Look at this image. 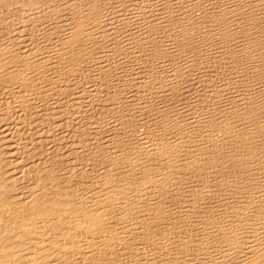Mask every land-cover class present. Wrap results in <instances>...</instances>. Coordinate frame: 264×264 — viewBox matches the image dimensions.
<instances>
[{
	"label": "bare ground",
	"instance_id": "bare-ground-1",
	"mask_svg": "<svg viewBox=\"0 0 264 264\" xmlns=\"http://www.w3.org/2000/svg\"><path fill=\"white\" fill-rule=\"evenodd\" d=\"M12 1L14 5L17 2ZM24 1L20 4L25 5L24 14L17 6L20 2L16 6L23 17L27 15L30 24L15 31L6 29L7 33L0 37V156L6 154L9 161H15L29 154L33 166L39 165L40 169L35 170L34 179L22 171L34 182H29L30 187L23 185L30 194L23 195L20 190L21 196H14V205L8 196L9 176L7 179L4 170L0 171V264H38V259L41 263L43 257L39 258L35 251L45 244L54 250L51 257L61 260V255L63 262L81 255L99 264H111L123 239L126 247L152 246L151 249L167 252L175 239L187 253L190 249L186 248L196 240L193 238L204 239L200 238L201 233L210 245L218 236L219 242L232 246V251L236 249L234 246L241 248L242 237L254 238L264 233V0ZM173 1L182 7L177 10L173 4L177 11H172L169 3ZM56 18L57 22H50ZM40 21L45 24L36 26ZM2 23L1 28L6 26ZM213 47L216 55L212 58L209 50ZM142 54H147L144 64L140 60L144 59ZM159 58L176 61L173 66L178 65L177 70L183 74L190 73L192 66L203 68L205 62L203 69L213 71L207 74L208 79L212 74L214 77L210 78L216 81L200 83L204 80L194 79L206 87L199 88L203 89L199 94L196 90L198 96L192 93L198 102L187 97L196 102L191 106L181 98L187 86H176L178 81L174 86L170 83L175 89L182 87L183 92L181 97L179 92L172 94V98V87L169 91L159 87L163 98L170 96L163 101L166 108L159 111V117H154L156 129L135 125V129L128 130L133 118L140 121L146 115L148 101L152 102L154 91L157 92L153 87L148 89L147 78ZM196 68L195 72L200 70ZM218 69L228 71L219 77L215 76ZM197 73L193 78L198 77ZM150 79L152 82L153 78ZM128 97L134 103L130 104ZM216 98L218 102L225 101L220 107L209 106ZM200 105V109H206L199 110ZM79 134L91 140L87 147L82 143L83 148L91 150H85L89 152V161L83 160V155L82 161L105 170L102 175L98 173L100 177L96 178L93 191L84 188L87 190L82 192L73 187L70 191L67 179L64 180L67 187L62 186L63 181L59 182L62 172L56 176L59 168L54 162L58 163L60 156L56 158L53 150L58 151L68 135ZM72 145L65 155L78 156L79 146ZM63 161L65 164L66 160ZM29 165L27 168L31 169ZM90 166L84 172L91 170ZM74 168L71 165L68 172L73 174ZM229 201L233 202L232 210L226 209ZM259 239L247 242V248L252 250L246 259L241 257L244 260L239 258L246 250L242 249L246 247L242 242L237 257L241 261H234L235 264H264V245L257 243ZM93 251L98 258L93 257ZM227 255L228 260L234 258ZM50 261L42 263H60ZM229 262L233 263L231 260L222 263Z\"/></svg>",
	"mask_w": 264,
	"mask_h": 264
},
{
	"label": "rangeland",
	"instance_id": "rangeland-1",
	"mask_svg": "<svg viewBox=\"0 0 264 264\" xmlns=\"http://www.w3.org/2000/svg\"><path fill=\"white\" fill-rule=\"evenodd\" d=\"M5 1H7L8 6H4V5H7V3H5ZM5 1L0 0V5L2 4L1 2H3V4H4V5H3V4L1 5V6L4 7V9L0 7V19H1V18H3V20L6 19V20H4V21H0V37H1L2 35H4V34L7 33L6 29H8V30H10V31H15L14 29H16V28L21 29V27H19V26H23V25H26V26H27V25L30 24V20H29V18L27 17V15H24L25 17H23L24 10H25V9H24V7H25L24 4H27V1L25 2L24 0H15V2H16V1H17L18 3L20 2L19 4L16 2L15 5H14V1H12V0H10V1H9V0H5ZM8 1H9V2H12V3H11L12 5H10ZM21 1H22V3H24V2H25V3H24L23 5H20V4H22ZM23 1H24V2H23ZM62 2H63V1H62ZM187 2H188V1H187ZM63 3L65 4L66 2H63ZM170 3H171V4H170ZM170 3H169V6H170V8L172 9V11H173V9H174L175 11H177L178 9H180V7H182V6H178L177 4H175V1L170 2ZM17 4H18V5H17ZM173 4L176 5L177 10H176V8H175V6H174ZM13 5H14V6H13ZM16 5H17L18 7L20 6V7H19L20 10H23V9H24V10H23V14L21 13L22 11H20L19 9H17V6H16ZM172 5H173V6H172ZM12 6H13V7H12ZM21 6H23V7H21ZM26 6H27V5H26ZM10 7H11V9H12V10H11V12H12V16H13L12 18H11V12H9V11H10ZM14 7H15V8H14ZM173 7H174V8H173ZM6 8H8L9 10H6ZM22 8H23V9H22ZM1 9H2V10H1ZM15 9H16V10H15ZM3 10H4V11H3ZM5 11H6V12H5ZM7 11H8V12H7ZM15 11H16V12H15ZM18 11H20V13H21L22 16L20 15V13H19ZM1 12H2V13L5 12V15L7 14V15H6L7 17H6L5 15H3V14L1 15ZM9 13H10V16H9ZM66 13H67V12H65L64 14H66ZM15 14H17L19 17H18L17 15H15ZM64 14L62 13V15H64ZM4 16H5V17H4ZM14 16H16V17L14 18ZM256 16H258V15H256ZM242 17H243V16H242ZM7 18H11V20L9 19V21H8ZM16 18H17V22H15V19H16ZM21 18H22V20H21ZM12 19H13L14 22H12ZM1 20H2V19H1ZM18 20H19V21H18ZM20 20H21V21H20ZM23 20H24V21H23ZM26 20H28V21H26ZM57 20H59V19L56 18L54 21H50V20H49V21H50V22H57ZM243 20H244V17H243ZM1 22H5V25H6V26L3 27V26H4V25H3L4 23L1 24ZM6 22H7L8 25L6 24ZM8 22H9V23L11 22L10 24H11V27H12V28L10 27V24H9ZM33 22H34V21H33ZM22 23H23V24H22ZM38 23H41V24H42V22L40 21V22H37V24H35V25L38 26ZM12 24H13V25H12ZM15 24H16V25H15ZM41 24H39V26H41ZM43 24H45V23H43ZM43 24H42V25H43ZM1 25H3L2 28H1ZM14 25H15V26H14ZM8 26H9V28H8ZM6 27H7V28H6ZM3 28H4L5 30H3ZM10 28H11V29H10ZM12 29H13V30H12ZM31 29H32V28H31ZM196 31H197V29H196L194 32H196ZM4 32H6V33H4ZM121 36H122V34H121ZM2 37H3V36H2ZM23 43L26 44L25 40L23 41ZM212 49H214L215 51H216V49L213 47V48H211V49L209 50V52L211 51V53H212V56H211V57L213 58V56H215L216 54L213 53V52H215V51H214V50L212 51ZM211 53H210V54H211ZM145 55H147V54H144V55L142 54V56L144 57V59L142 58V59H140V60H142V61L144 60V61H145V60L147 59V57L145 58ZM211 57H210V59L208 58V61L212 59ZM204 59H205V58H204ZM144 61L142 62L143 64H144ZM158 61H160V62H159L160 65L158 64ZM167 61H168V63H171V62H173L174 60H172V61H171V60H167ZM167 61L164 60V59H163V61H162L160 58L157 59L156 63H154L156 67H155V69H153V67H152V69H153L154 71H153L152 74H151V75H153V74H155V72H156V74H155L156 77H155L154 75H153V77H152L151 75H150V76L147 75V76L149 77V78H147V81H148L150 84L153 82L151 85L148 83V84H149L148 89H150V90L153 89V88H154V90L157 89V92H155L156 90H155V91L152 90V91H154V94H153L154 97L152 96L153 100H152V102H151V101H148V99H147V101H148V103H149V104L147 103V104H148L147 106H148L149 108H147V110H148L147 112H144V114H146V115H147V114H148V115L152 114V116H151V115L148 116V118H150V121H149V119L147 118V116L144 115V114H143L144 116H142V117H143V118L145 117V119H143V118L140 116V117L142 118V119L140 118V121H138V119H136V118H133L134 121L132 120V122H131L132 125H130V128H129L128 130L135 129V127H140V128H143V127H144V128H145L146 126L148 127L149 125H150L151 130H152V129H156V127H155V123H156V121L154 122V119H155L154 117H159V115H160V114H159V111L162 112V109L166 108V105H167V104H165L164 102H166V99L169 98L170 95H171L170 97L172 98L173 96H175L174 94H178V92H179L180 97H181V96H182L181 93L183 94L181 88H182L183 86H184V87L187 86V87H185L186 89H185V88L183 89V91L186 90V93H187V89H188V93H187L188 96L186 95V93H185V91H184L185 94H183V96H185V95H186V96H185V98H184L183 96H182L181 98L183 99V102L190 103L189 105L191 106V104L193 105V104H195L196 102H198V101H196V100H198V98H196L195 96H198V94H199V93H198L199 90H200V93H201L202 90L205 89V87H206V86L202 85V86L204 87V88H203V87L201 86L200 83H206V82L209 81V79H210V82H215V81H216L214 78H213V79H214L215 81H214L212 78H210V77H214L212 74L209 75V79H208V75H207V74H209V72L212 73L213 71H209V72H208V71L205 70V69H206V68H205V67H206L205 62H204V64H203V68H205V69L201 68L202 71H201L200 67H197V68H199L200 70H199V71L196 70V72H195V69H194V68H196V67H193V66H192L190 73L183 74L180 70H179V71L177 70V69H178V68H177L178 65L175 66L176 68L173 66V65L176 64V61H174L175 63H171L172 65H171V64H168V65H167V64H164V63H167ZM169 61H170V62H169ZM193 61H194V58H193ZM208 61H206V64L208 63ZM145 62H146V61H145ZM162 62H164V63H162ZM161 63H162V64H161ZM162 65H163V67H164L165 69H163ZM164 65H165V66H164ZM170 65H171V67H169ZM204 65H205V67H204ZM152 66H154V65H152ZM161 67H162V68H161ZM167 67H168V69H167ZM173 67L175 68V72H174V68H173ZM157 68H158V69H157ZM197 68H196V69H197ZM222 68H223V67H222ZM222 68H221V69H222ZM221 69H218L219 72L217 71V73L215 74V76H219V77L221 76V77H223V75L225 74V72L228 71V70H221ZM223 69H224V68H223ZM158 70H160V72H161V71L163 72V71L165 70V71H164L165 77L168 78V77H170L169 75H171V76H172V81L170 82V78L166 79V78L163 76L164 74H162V72L159 73V74H160V75H159V74H158V72H159ZM169 70H171L173 73H172V72H171L172 74L169 73V72H170ZM176 70H177L178 72H176ZM166 71H168V72H166ZM204 71H205L204 74L201 73V72H204ZM220 71H221V72L224 71V72H222V73H223L222 75H221V72H220ZM165 72L168 73V74L166 75ZM194 72H195V73H194ZM197 72H199V73H197ZM206 72H207V73H206ZM176 73H177L178 75H177ZM179 73H182V76L179 75ZM192 73H194V74H192ZM196 73H197V76H198V77H197V78H196V77L193 78L194 76H196ZM157 74H158V76H157ZM173 74H174V75H173ZM175 74L177 75V77L175 76ZM190 74H191V76H189ZM200 74H201V75H200ZM193 75H194V76H193ZM204 75H205V76H204ZM201 76H202V77H201ZM206 76H207V77H206ZM157 77H160V79H157ZM162 77H163V80L161 79ZM175 77H176L177 80H176V82L174 81V82H175V83H174V82H173V79H174ZM181 77H182V78H181ZM184 77H185L186 79H185ZM189 77H190V78H189ZM200 77H201V78H200ZM205 77H206V78H205ZM150 78H153V79H152V82H151V79H150ZM202 78H203V79H202ZM148 79H150V80H148ZM154 79H155V80H154ZM179 79H180V80H179ZM194 79H197V80H196L197 82H200V81H202V80H204V81H203V82H200V83L198 84V83H195L196 81H195ZM198 79H199V81H198ZM207 79H208V80H207ZM216 79H217V78H216ZM156 80H159V81H156ZM161 80H162V81H161ZM164 80H165L168 84H167ZM181 80H182V81H181ZM185 80H186V81H185ZM160 81H161V82H160ZM177 81L179 82L178 84H176ZM187 81H188V84L186 83ZM192 81H193V83H192ZM155 82H156V83H155ZM163 82H164V83H163ZM181 82H183V85H182ZM189 82H190V84H189ZM159 83H160V84H159ZM161 83H163V85H162ZM165 83H166V84H165ZM170 83H172L173 86L176 84V86L181 85L182 87L179 86L180 89H179V88H178V89L176 88V89H177V90H176L175 87L173 88L172 85L170 86ZM180 83H181V84H180ZM194 83H195L196 85H195ZM153 84H156V85L153 86ZM158 84H159V85H158ZM185 84H187V85H185ZM193 84H194L195 86H197V87L194 88L195 86H194ZM120 85H122V84H120ZM157 85H158V86H157ZM189 85H190V86H189ZM161 86H162L163 88H162ZM168 86H169V87H168ZM193 86H194V87H193ZM199 86H200V87H199ZM151 87H153V88H151ZM159 87H160L162 90H164V88H165V90H168V91H169L170 88L172 87L173 89L171 88L172 90H170V92H172V93L170 94V92H168L170 95H169L168 97H166V99H165V98L162 97L164 94H161V93H160V92H161V89H159ZM166 87H167V89H166ZM188 87H189V88H188ZM190 87H191V88H194L193 91H192V90L189 91ZM197 88H198V89H197ZM199 88H203V89H199ZM158 89H159V90H158ZM173 90H174L175 93H173ZM178 90H179V91H178ZM194 90H195V91H194ZM196 90H198V91H197L198 94L196 93ZM122 91H124V90H121V92H122ZM158 91H159V92H158ZM176 91H177V92H176ZM194 92H195V93H194ZM105 93H107V91H106ZM192 93L195 94V96H194ZM160 94H161V95H160ZM172 94H173V96H172ZM196 94H197V95H196ZM122 95H123V93H122ZM189 95H190V96H189ZM156 97H157V98H156ZM160 97H161L162 100L160 99ZM187 97H188L189 100H190V97H191V101H193V102L196 101V102H195V103L190 102L189 100H187ZM194 97H195V98H194ZM152 98H151V99H152ZM192 98H193V99H192ZM217 98H218V97H217ZM217 98L215 99L217 102H216L215 100H214V101L217 103L218 106L216 105V103H215L214 101H212V103L210 102L212 105L209 103V106H213V105H214L215 107H220V104H222V103L225 101V100L223 101V100L221 99L220 101H221L222 103H221V102H218V101H219V100H218L219 98H218V99H217ZM130 99H131V98H129V97L126 98V100L129 101L130 104L134 103V101L131 99V101H132V102H131ZM157 100H158V101H157ZM164 100H165V101H164ZM186 100H187V101H186ZM127 101H126V103L128 104ZM156 101H157V102H156ZM160 101H161V102H160ZM163 101H164V102H163ZM188 101H189V102H188ZM154 102H155V103H154ZM158 102H159L160 104H161V103H164L165 106H164L163 104H161V105H163L164 107H163V106L160 107L161 105H160ZM218 103H219V104H218ZM158 104H159V105H158ZM150 105H151V106H150ZM153 105L157 106L156 109H155V107H154ZM214 106H213V107H214ZM221 106H222V105H221ZM192 107H193V106H192ZM151 108H152V109H151ZM200 108H201V105L199 106V110H203V111H204V109H206L205 107H204L203 109H200ZM208 108H212V107H208ZM149 110H150V113H148ZM104 111H105V110H104ZM104 111H102V113H103ZM151 111H153V112H151ZM156 111H157V112H156ZM154 112L157 113V115H155ZM153 113H154V114H153ZM103 114L106 115V112H104ZM141 114H142V113H141ZM208 115H210V114L208 113ZM101 116H102V117H106V116H103V115H101ZM208 117H209V116H208ZM151 118H152V121H151ZM141 120H142V123H144V124H143L144 126L142 125ZM155 120H156V119H155ZM144 121H148V123L145 124ZM153 123H154V126H153ZM135 125H136V126H135ZM138 125H140V126H138ZM77 126H78V125H75V127H77ZM79 126H80V125H79ZM134 126H135V127H134ZM141 126H142V127H141ZM151 126H152V127H151ZM71 128H72V127H71ZM73 128H74V127H73ZM144 128H143V129H144ZM233 130H234V128H233ZM72 135H73V134H72ZM76 136H77V137H76ZM79 136H80V137H79ZM85 136H86V135H82V134L75 135L74 137H71L70 135H68V136H67L68 139H65V140L63 139V140L61 141L62 143H60V147H59L58 151H56L57 149L53 150V152L55 153L56 156H57V155L60 156V159H59V156L56 157V158H58L60 161H58V159L55 158V160L58 161V163L54 162V164L57 165V166H56L57 169L59 168V169H58L59 171H57L58 173L56 174V176H59V172H62V178L59 179V180H60L59 182L62 183V181H63V185H62V184H60V185H62L63 187L66 186V185H67L68 187L71 186V187L69 188L70 191H71L72 189H73V190H74V189H75V190L80 189V191H82V192L84 191V192H85L87 189L84 190V188H88L89 190L91 189V190L93 191V188L97 186V185H95V180H96V183H97L98 180H97L96 178H98V176L100 177V175H98V173L100 174V172H102V173H101V175H102V174L105 172V170H101L102 168H100V167H95L94 164H92V163L89 164V163L87 162V161H89V157H88L89 152H87V151H91V150H88V148H85V147H87L86 145L90 144V142L88 143V140H89V141H91V140L89 139V137H87V136L85 137ZM75 137H76V138L79 137V139H74ZM69 138H71V139L73 138L75 141H74V140H71V139H69ZM80 138H81V139H80ZM83 138H84V141H80V140H82ZM85 139H86L87 141H86ZM78 140H79L80 142H79ZM77 141H78V142H77ZM64 142H65V143H64ZM66 143H68V144H69V143H72V144H73V143H76V144H77L76 147L79 146V148H77L78 150H77V149H76V150L79 151V153H81V155L79 156V153H78V156H77V155H70V156L68 155V156H67V154L65 155V153H67L66 151H69L71 146L73 147L72 144H69V146H68V144H66ZM79 143H80V144H79ZM82 143H83V144L85 143V144H84V145H85L84 148H83L84 145H83ZM62 144H63V145H62ZM65 144H66V146H64ZM78 144H79V145H78ZM81 144H82V145H81ZM70 145H71V146H70ZM61 147H62V148H61ZM64 147H66V148H64ZM81 147H82V150H81ZM64 149H66V150H64ZM63 150H64V151H63ZM85 150H87V151H85ZM77 151L74 152V154H76ZM80 151H81V152H80ZM82 151H83V153H82ZM57 152H58L59 154H58ZM64 152H65V153H64ZM62 153H63L64 156H66L65 158H64L63 155H60V154H62ZM86 153H87V154H86ZM3 154H4V153H3ZM26 155H27V154H26ZM82 155H83V160H87V161H84L85 163H84V162L82 161V159H81V158H82V157H81ZM84 155H86L88 158H87L86 156L84 157ZM5 156H6V154L3 155V156H2V154H1V156H0V158H1V157L4 158V159L2 158L3 161H2V159H1V161H0V164H2V165H0V166H1V167L4 166L3 168L0 167V171L2 172V171L4 170L2 173H4V175L7 177V179H8V176H9V179H8V181H6V182L8 183V186H9V187H8V188H9V192H10V191H11V192L8 193V196L10 197V199H11V201H12V205H14V203H15V201H16V197H14V196H16V195L20 192V190H22V191H21V194H23V195H27V192H29L28 194H30V191H28L29 188H28V189H24V188H27L28 184H29L28 187H30V183L32 184V183L34 182V180H33V182H31V181H32L31 179H34V176H35L34 174L36 173L37 169H40V167H39V165H38V166H33V165H34L33 162H32L33 159H30L29 154L27 155V158H25V156L22 158L23 161L21 160V158L19 159V160H21V161H19L18 158H17V159H15V161H13V159H12V160L10 159V161H11V162H10V161H9V158H7L8 156H6V158H5ZM72 156H74V157H72ZM61 157H62V158H61ZM76 157H77V158L79 157V159H81V160H78ZM24 158H25V159H24ZM63 158H64V159H63ZM68 158H70V159H68ZM73 158H74V161H71ZM5 159H6V160L8 159V160L6 161ZM26 159H27V160H26ZM28 159L31 160V163H32V164H30V162H29L30 160H28ZM17 160H18V161H17ZM63 160H66L65 164L63 163V162H64ZM8 161H9V162H8ZM16 161H17V162H16ZM24 161H27V162H24ZM61 161H62V162H61ZM68 161H69V164H68ZM77 161H79V162L81 161V163L78 162V164H77ZM18 162H19V164H18ZM21 162H23V163H21ZM34 162H35V161H34ZM75 162H76V163H75ZM8 163H9V164H8ZM11 163H13V165H12ZM15 163H17L18 165L15 164ZM25 163H26V164H25ZM27 163H28V165L30 164L29 166H30L31 169L27 168V166H28ZM70 163H71V164H70ZM72 163H73V164H72ZM5 164H6V165H5ZM35 164H37V163H35ZM62 164H63V165H62ZM80 164H82V165H80ZM91 164H92V165H91ZM8 165H10V166H8ZM24 165H27V166H24ZM31 165H32V166H31ZM71 165H72V166H75V168H74V170H75L74 172H75V173L73 172V174H76V177H75V175H73V174H71V173L68 172V171H69V168L71 167ZM76 165H77V166H76ZM78 165H79V166H78ZM85 165H86V166H85ZM90 165H91V166H90ZM5 166H6V168H5ZM13 166H14V169L12 170V167H13ZM17 166H18V167H23L24 169H22V168H19V169H18ZM66 166H67V167H66ZM82 166L85 167V168L83 167V170H81V167H82ZM89 166L92 167L91 170L88 169V171H90L91 174H90L88 171H87V172H84V171L87 170V168H89ZM7 167H8V168H7ZM15 167H16V168H15ZM32 167H35L36 169H33V170H32ZM60 167H61L62 169L64 168L63 171L60 170V169H61ZM79 167H80V168H79ZM86 167H87V168H86ZM4 168H5V169H4ZM10 168H11V169H10ZM25 168H26L27 171L25 170ZM66 168H68V169H66ZM7 169H8V170H7ZM9 169H10V170H9ZM20 169H21V170H20ZM77 169H80L81 171L78 170V171H77L78 173H77V172H76ZM85 169H86V170H85ZM92 169H93V170H92ZM5 170H7V171H6L7 173L5 172ZM15 170H18V171H15ZM19 170H20L21 172H19ZM24 170H25V171H24ZM28 170H30V171H28ZM31 170L33 171V173H32ZM35 170H36V171H35ZM66 170H67V171H66ZM22 171H23V172H27V173L29 174V175H28L29 177H31V175H32L31 179H30V180H29V178L27 179V177H28V176H27V173H23ZM70 171H71V170H70ZM96 171H97V175H96ZM98 171H99V172H98ZM10 172H11V173H10ZM16 172H19V173H16ZM34 172H35V173H34ZM65 172H66V174H65ZM81 172H83V173H81ZM9 173H10L11 175H9ZM13 173H14V175H13ZM68 173H69V174H68ZM92 173L94 174V176H93ZM20 174L22 175V178H21V179H19V178L21 177ZM77 174H78V175H77ZM15 175H16V176H15ZM23 175H24L26 178H25ZM33 175H34V176H33ZM66 175H67V176H66ZM69 175H71V176L73 175V176L75 177V181H74V179H73V176H72V177H68ZM81 175H84L86 179L84 180V177H82ZM87 175H89V177H88V178H89V181H90L89 183H88ZM5 176H4V177H5ZM10 176H12V177L15 176V178H12V177H10ZM17 176H19V177H17ZM64 176H65V177H64ZM91 176H92V177H91ZM95 176H96V177H95ZM6 177H5V180H7ZM16 177H17L18 179H17ZM77 177H79V178L77 179ZM81 177H82L83 179H82ZM57 178H58V177H57ZM90 178H91V179H90ZM94 178H95V179H94ZM13 179H15V180H13ZM23 179H25V180L27 179L28 182H27V180L24 181ZM66 179H67V180H66ZM16 180H17V182H16ZM21 180H22V181H21ZM64 180H66L67 182L69 181L68 183H70L72 180H73V181H72V183L68 184L66 181L64 182ZM77 180L80 181V182H78ZM81 180L83 181V183H82ZM9 181H10L11 183H9ZM93 181H94V183H93ZM13 182H14V184H13ZM18 182H19L20 185H21V184H22V185L19 186V185H18ZM20 182H22V183H20ZM25 182H26V183H25ZM29 182H30V183H29ZM76 182H77V183H80V184H77ZM84 182H85L86 184H85ZM65 183H67V184L64 185ZM75 183H76V184H75ZM90 183H92V185H90ZM24 184H26L27 186H23ZM72 184H73V185H72ZM82 184H84V185H82ZM10 185H11V186H10ZM12 185H13V186H12ZM85 185H86V186H85ZM93 185H94V186H93ZM22 186H23V187H22ZM67 186H66V187H67ZM75 186H76V187H75ZM81 186H82V187H81ZM83 186H85V187H83ZM87 186H88V187H87ZM92 186H93V187H92ZM20 187H21V188H20ZM72 187H73V188H72ZM19 188H20V189H19ZM71 188H72V189H71ZM81 188H82V190H81ZM12 189H13V190H12ZM23 189H24L25 192L23 191ZM94 189H95V188H94ZM15 190H17V191H15ZM12 191H13V192H12ZM78 191H79V190H78ZM54 192H55V191H54ZM13 194H14V195H13ZM19 194H20V193H19ZM19 194H18V195H19ZM23 195H22V196H23ZM20 196H21V195H19V197H20ZM11 201H10V202H11ZM17 202H18V201H17ZM229 203H230V204H229ZM229 203L227 204L226 209H227V210H232L233 202H232V201H229ZM202 234H203V233L199 234L200 236H202V237H200V236H199V237L205 239V236L203 237ZM212 234H213V233H212ZM213 235H214V234H213ZM213 235H212V237L214 238V236H216L217 234L214 235V236H213ZM260 235H261V234H260ZM50 236H51V237H54L52 234H50ZM196 236H197V234L194 235V237H196ZM263 236H264V233H262L261 236H259V235L255 236L257 239L260 237V239H259V240H256V241H257L258 244H260V245L262 244V246L264 245V244H263V243H264V237H263ZM32 237H33V236H32ZM197 237H198V236H197ZM197 237L192 239V240H194V239H196V240H195V242H192V243H191V245H190L191 247L189 246L190 248H189V247L186 248V249H190V250H187V251H186L187 253H185L184 249L181 248L182 245L180 244V241H179V240H175V239H174V240L177 241V243L175 242V245H174V240H173L172 244H173L174 247H173V246L171 247L172 244L170 245V247H168L169 250L171 249L170 251H168L169 253L167 252L166 249H159V248L151 249L152 246H151V247L148 246L147 248H145V247H144V248H138V247L135 248L136 246L132 247V246L129 245L128 247H126V246H127V244L125 243L126 241L123 239V240H122V246L116 251V255H115V259H114L115 263H114V261H113L111 264H113V263H114V264H166V263L169 262V261H170L169 264H170V263H172V264H204V263H205V264H209L211 261L213 262V258H212L211 256L214 257V259H215L214 263H215V264H216V263L218 264V263H220V262H221V264H223V263H222L223 261H224V262H227V261H230V260H231L233 263L229 262V263H227V264H235L236 262H240V261H241L240 259H242V260L246 259V257H247L246 255H248V254L251 252V250H252V249L250 250V248H247V242H249L251 239H256L255 237L252 238V236H250L251 238H250V237H247V238H244V239H243V237H242V239H243L244 241H242V239H241V245H240V247L242 248V246L245 244L244 246H246V247H243L242 249L245 248L246 250H245V251L243 250V251L241 252V250H240L241 248H238L237 246H234L233 248H236V249H233V251H234V252H233L232 249H231L232 246H229V245L227 246V242H225V243H226V244H225L224 241H221V240H220L221 242H219V240H218L219 237H218V236H216V237L214 238V239H215V240H214L215 242H213L214 244H212V245H210L211 242H210V244H209V242L205 241L204 239H203V240L201 239L202 241H200V239L197 238ZM210 237H211V236H209V238H210ZM212 237H211V239H212ZM217 237H218V238H217ZM122 238H123V236H122ZM122 238H121V239H122ZM216 238H217L218 242L216 241ZM261 238H263V239H261ZM211 239H210V240H211ZM247 239H248V241H247ZM198 240H199V241H198ZM260 240H262V241L260 242ZM119 241H120V240H119ZM197 241L200 242L199 245L197 244V243H198ZM256 241H255V242H256ZM178 242H179V243H178ZM203 242H206V245H207V246H206ZM242 242H243L244 244H243ZM201 243H202V244H201ZM215 243H217V244H215ZM220 243H221V244H220ZM222 243H223V244H222ZM208 244H209V246H208ZM219 244H220V245H219ZM176 245H180V246H179V247H180V250L182 249V250L184 251V253H183L182 250H181V252H179V251H180V250H179V247L177 248ZM201 245H202V247H203V245L205 246V247H203L204 250H202L203 248H201ZM215 245H217L218 247H216ZM223 245H225L226 248L224 247V249H223V248H222ZM212 246H213V248L215 247L216 249H212ZM220 246H221V248H220ZM125 247H126V248H125ZM141 247H143V246H141ZM209 247H210V249H209ZM228 247H229V248H228ZM152 248H153V247H152ZM168 248H167V249H168ZM173 248H174V249H173ZM206 248H208V249H206ZM217 248H219V249H221V250H217ZM237 248H238V249H237ZM177 249H178V250H177ZM186 249H185V250H186ZM205 249H206V250H205ZM230 249H231V250H230ZM247 249L250 250V251H248ZM150 250H154V253L152 254V251H150ZM159 250L161 251V253H159V252H160ZM174 250H176V251L174 252ZM207 250H208V251H207ZM210 250H211V251H210ZM223 250H224V251H223ZM226 250H227V251H226ZM228 250H230L232 253H231L230 251H229L230 253H228ZM237 250H238L239 252H238ZM30 251H31V250H30ZM53 251H54V250L51 248V246L49 247L48 244H45L44 246L40 247V248H39L38 250H36L35 252L38 253V257H39V258H40L41 256L43 257L42 260H45V261H44L45 263H47L46 261H47L48 259L51 260L50 262H54V261H56V260H57L58 262H60V263H54V264H84V263H86V262H87L86 264H91V263H92V264H94V263L96 264V263L98 262L96 259H95V260H96L97 262H96V261L93 262V260H89L90 258L88 259L87 257H84V259H83V258H81V257H82L81 255L78 256L79 258H78V257H75L74 259H72V260H70V261H68V262H65V261L63 262V261H62V257H61V255H59V254H58V255L60 256L61 260H60V259H55V258H52V257H51V252H53ZM171 251H172V253H171ZM26 252H29V251L27 250V251H25L24 253H26ZM162 252H163V253H162ZM164 252H165V253H164ZM202 252H203L204 254H203ZM206 252H207V253H206ZM211 252H216V255H215V253H213V255H212ZM220 252H221V253H220ZM222 252H223V253H222ZM226 252H227V253H226ZM235 252H238V253L236 254L237 256L234 254ZM240 252H241V256H240ZM243 252H244L245 256H244ZM248 252H249V253H248ZM61 253H62V252H61ZM205 253L208 254V255H206ZM209 253H211V254L209 255ZM224 253H226V254H224ZM246 253H247V254H246ZM47 254H48V256H47ZM62 254H63V253H62ZM168 254H169V255H168ZM170 254H171V255H170ZM201 254H202V255H201ZM217 254H218V255H217ZM227 254H230L231 257L234 256L233 259L236 258V260H233L232 258H230V259L228 260V257H226ZM238 254H239V255H238ZM242 254H243V255H242ZM74 255H78V254L75 253ZM82 255H83V254H82ZM92 255H93V257L98 258V254L95 253L94 251H93ZM167 255H168V256H167ZM200 255H201V256H200ZM203 255H205L206 257L203 256ZM219 255H220V256L222 255L221 257L225 256L226 259H227V261H226L225 257H223V258L218 257ZM230 255H227V256H230ZM45 256H46V257H45ZM69 256H70V254H69ZM202 256H203L204 258H203ZM239 256H240V257H239ZM44 257H45V258H44ZM207 257H209V259L205 260ZM210 257H211V261H210ZM237 257L240 258V259L238 258V261H237ZM241 257H243L244 259L241 258ZM85 258H86L87 260H86ZM218 258H219L220 260H222V261L218 260ZM80 259H82L83 261L85 260L86 262L84 261V263H83V261H81ZM42 260H41V263L43 262ZM204 260H205L206 262H207V261H209V262L206 263ZM216 260H217V261H220V262H216ZM39 261H40V259H38V264L40 263ZM61 261H62V262H61ZM91 261H92V262H91ZM234 261H236V262H234ZM44 262H43V263H44ZM123 262H124V263H123ZM212 262H211L210 264H214V263H212ZM41 263H40V264H41ZM43 263H42V264H43ZM97 264H99V263H97ZM100 264H104V263H100ZM105 264H110V263H105ZM167 264H168V263H167ZM224 264H226V263H224Z\"/></svg>",
	"mask_w": 264,
	"mask_h": 264
}]
</instances>
